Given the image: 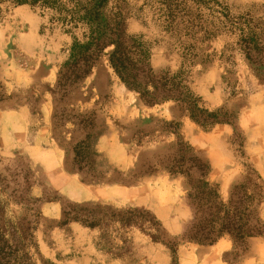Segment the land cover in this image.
Segmentation results:
<instances>
[{
	"label": "rangeland",
	"instance_id": "obj_1",
	"mask_svg": "<svg viewBox=\"0 0 264 264\" xmlns=\"http://www.w3.org/2000/svg\"><path fill=\"white\" fill-rule=\"evenodd\" d=\"M218 1L235 12L253 7L264 12V0ZM127 2L128 34L153 45L156 69L177 71L179 58L169 56L164 43L154 44L166 37L155 25L151 9L143 8L145 0ZM1 7L0 223L5 218L19 224L22 234L33 235L37 247L31 254H40L34 256L37 264H109V259L157 264L153 256L158 252L167 254L172 263L170 249L152 243L137 229L127 233L132 241L124 245L121 225L112 222L119 212L146 210L171 237L182 240L192 218L191 185L163 170L175 157L177 141L166 122L179 123L196 156L211 165L208 180L225 202L233 188L244 182L248 166L262 177L264 186V83L239 54L234 64L221 61V50L232 41L214 44L218 57L212 65L187 69L188 81L205 107L211 111L225 108L237 117L235 126L204 129L180 115L173 118L172 103L154 109L139 104L110 68L107 57L72 96L58 103L53 90L72 38L58 24L49 23L53 13L29 6ZM65 110L73 115L96 113V126L103 130L97 148V178L82 175L68 164L64 142L75 144L83 134L72 133L75 129L70 123L56 124V111ZM259 214L264 221V202ZM86 220L100 225L91 229L82 223ZM222 239L232 243L231 251L222 257L223 264H264V236L240 247L228 236ZM116 246L130 252L125 248L114 251L122 255L114 258L108 252ZM210 247L183 242L178 251L180 264H203L202 252ZM144 253L151 259H142ZM13 259H7L9 264H14Z\"/></svg>",
	"mask_w": 264,
	"mask_h": 264
},
{
	"label": "trees",
	"instance_id": "obj_2",
	"mask_svg": "<svg viewBox=\"0 0 264 264\" xmlns=\"http://www.w3.org/2000/svg\"><path fill=\"white\" fill-rule=\"evenodd\" d=\"M2 5L29 6L53 13L49 23L58 24L62 32L72 38L53 90L58 103L72 96L107 57L115 75L129 92L136 95L142 106L154 109L172 103L173 118L180 115L204 129L225 124L235 126L236 114L225 108L209 110L187 78L188 68H206L215 62L218 55L214 44L220 40L232 41L221 50V61L234 64L239 54L255 77L264 83V12L254 7L235 12L230 5L218 0H145L143 8L151 9L155 25L166 37L154 44L161 46L164 43L168 55L179 58V69L174 72L171 68L156 69L152 63L153 45L147 44L143 37L128 34L127 0H0V14ZM54 121L59 126L72 124L75 129L72 133L82 132L83 138L77 143L64 142L67 161L72 170L97 178L100 167L97 148L103 130L96 126V113L73 115L67 114L66 110L56 111ZM166 125L177 141L175 157L163 170L171 176L182 177L191 185L188 202L192 218L179 242L148 211L130 210L126 215L119 212L112 222L121 225L125 235L123 244L132 241L127 233L137 229L152 243L162 244L172 251L171 264H180L178 251L183 242L213 246L228 236L236 247H240L252 238L264 236V221L259 214L264 202V186L258 172L248 166L244 182L233 188L229 201L225 202L218 187L208 180L211 165L196 156L194 148L183 136L180 124L174 120ZM151 171L157 169L151 168ZM82 223L91 229L100 225L88 220ZM21 230L19 224L5 218L0 223V264H9L8 260L13 258L14 264H37L34 256L40 254L37 251L31 254L32 248L37 247L33 235H24ZM124 248L130 252L125 246H116L108 253L118 259L122 255L117 252Z\"/></svg>",
	"mask_w": 264,
	"mask_h": 264
},
{
	"label": "crops",
	"instance_id": "obj_3",
	"mask_svg": "<svg viewBox=\"0 0 264 264\" xmlns=\"http://www.w3.org/2000/svg\"><path fill=\"white\" fill-rule=\"evenodd\" d=\"M231 249H232V243L230 241L226 239H222L218 241L216 245L208 248L205 251V253L202 252L203 253L202 256L204 257L203 264H223L222 262L223 255L230 252ZM155 251L157 252L158 250H155ZM153 258L157 264H170V260L167 254L165 253L163 254V252L162 253L158 252L157 254L153 256ZM142 259L150 260L151 256L146 255V253H144V255L142 256ZM108 261H109V264H124L122 261L116 260V259H109ZM84 264H87V261H84ZM182 264H185V263H182Z\"/></svg>",
	"mask_w": 264,
	"mask_h": 264
}]
</instances>
